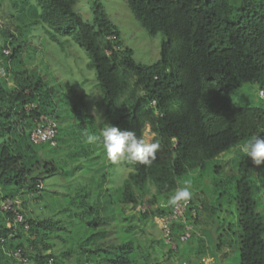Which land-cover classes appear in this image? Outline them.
Wrapping results in <instances>:
<instances>
[{
	"label": "trees",
	"instance_id": "obj_1",
	"mask_svg": "<svg viewBox=\"0 0 264 264\" xmlns=\"http://www.w3.org/2000/svg\"><path fill=\"white\" fill-rule=\"evenodd\" d=\"M78 1L12 3L22 14L27 10L36 18L35 23L48 25L52 30L46 32L60 45V37L69 36L81 46L89 56L87 68L95 71L102 95L98 104L105 106L104 114L111 118L112 126L134 131L144 139L149 125L159 149L149 164L124 158L130 171L119 187L108 188L104 181L99 182L100 177L108 179L105 171L89 180L85 177V182H78L80 187L63 217H31L24 200L18 209L24 221L16 222V213L3 210L2 201L31 195L38 199L43 189L40 183L63 174L55 161L40 153L47 146L56 149L58 144L53 147L30 141L36 117L56 112L53 116L57 120L70 121L73 109L67 107L71 105L65 97L70 93L67 88L63 89L57 79L54 85L48 84L46 73L30 69L23 54L24 42L0 27V67L6 71L5 75L0 73V187L13 190L0 195V256L18 264L8 252L22 248L32 264H150L141 258L143 249L129 236L130 230L119 233V206L135 208L144 200L149 183L168 203L182 175L204 168L207 161L253 135L264 137V100L261 98L260 106H243L231 98L247 84L256 83L264 91V0H126L151 36L165 35L159 59L150 64L135 59L134 49L122 40L121 30L102 2L94 0L93 18L87 21L74 11ZM7 48L10 54L4 52ZM127 92L128 97L118 107ZM82 98V123L77 124L80 131L76 139L80 143L76 150L81 151L74 156L78 160L82 155L91 158L93 153L89 145H81L87 142V124L99 129ZM57 141L61 142L60 133ZM93 156L99 158V154ZM259 172L243 154L236 180L242 230L240 264H264V211L260 210V192L255 186ZM157 195L150 204L156 202ZM171 208L167 204L141 215L162 221ZM197 212L191 198L186 222L195 226ZM184 226L181 221L172 225L174 241L181 242ZM25 231L26 243L22 241ZM51 237L64 246L59 252L54 250L56 242ZM176 250L170 249V253ZM199 264H204V259Z\"/></svg>",
	"mask_w": 264,
	"mask_h": 264
},
{
	"label": "rangeland",
	"instance_id": "obj_2",
	"mask_svg": "<svg viewBox=\"0 0 264 264\" xmlns=\"http://www.w3.org/2000/svg\"><path fill=\"white\" fill-rule=\"evenodd\" d=\"M30 1L36 4V0ZM99 1L104 4L109 16L121 30L122 40L134 49L135 59L145 64L157 61L165 35L159 33L151 36L134 17L126 0ZM93 2L94 0H79L74 11L80 13L84 20L91 21ZM35 20V17L29 16L27 10L23 14L20 13L13 6L12 0H0V27L9 29L24 42L23 54L29 68L46 73V81L50 85H54L57 79L58 83L63 84V89L67 88V92H70L65 97L71 100V105L67 107L69 111L73 109L68 117L72 118L70 121L64 118L58 120L61 142L58 143L56 149L47 146L46 151H40L42 157L55 161L63 170V174L43 182L42 193L41 191L39 193L41 197L38 199L33 195L26 198L17 197L22 202L26 200L29 216L56 219L64 216L70 198L77 192V188L80 187L79 183L85 182V177L89 180L93 174L100 175L101 171H105L108 179L104 180L100 177L99 182L104 181V185L108 188H115L123 183L130 168L124 163V158L118 162L110 160L100 139L92 144L87 142L81 144L82 148L87 145L92 148L91 158L82 155L78 160L74 157L75 152L80 153L81 151L76 150V147L80 145L76 139L80 131L77 124L82 123L81 98L83 97L82 100L88 104V110L94 115L99 128L96 131L87 124L88 135L100 137V133L107 124L112 125L111 118L104 114L105 106L98 104L101 103L102 95L95 83V71L87 68L89 62L87 52L69 36L60 37L63 42V45H60L46 32V29H52L46 24L35 23ZM22 26L28 27L24 29ZM6 80L10 86L13 85L10 76L7 75ZM61 93L64 94L65 90ZM128 95L129 92L120 98L118 107ZM65 97L63 99H66ZM231 98L239 105L260 106L262 99L264 100V91L259 90L256 83L247 84ZM55 113L52 115H56ZM144 140L150 143L157 140L149 125L145 129ZM243 144L207 161L204 168L192 170L179 179V187H183L185 181L191 180V198L198 206L195 229L189 240L179 243L171 242L164 235L160 220L154 219L153 216L143 218L136 207L119 206L122 210L117 221L119 233L124 234L125 230H130L129 236L135 239L143 249L142 259H147L150 264H199L203 259L204 264H240L239 250L242 230L236 200V180L239 162L244 154ZM98 154L99 158L94 159L93 155ZM257 167L260 172L255 176V186L260 192L262 203L260 210L264 211V163ZM97 169L100 171L97 172ZM146 191L144 201L149 203L157 195L156 186L149 183ZM12 192L13 190L0 187L1 197L5 194H12ZM112 193L113 190L110 191L111 196ZM167 204L162 196L157 195L156 202L150 204L149 210L153 211ZM213 207L215 213L212 212ZM2 216L0 212V221H2ZM26 233L25 231L22 239L24 243L28 238ZM51 239L56 242L54 250L59 252L64 246L58 239L54 237ZM218 244L221 245L220 248ZM170 249L177 250L170 253ZM0 264L15 263L7 257L0 256Z\"/></svg>",
	"mask_w": 264,
	"mask_h": 264
},
{
	"label": "clouds",
	"instance_id": "obj_3",
	"mask_svg": "<svg viewBox=\"0 0 264 264\" xmlns=\"http://www.w3.org/2000/svg\"><path fill=\"white\" fill-rule=\"evenodd\" d=\"M153 103H155V101H153ZM101 138L103 149L107 157L113 162H118L122 158H127L131 161L149 164L155 159L156 152L159 149L158 143L146 142L143 138L137 137L134 131L121 130L119 127L109 124H107V126L102 130L101 137L88 135L87 143H95ZM242 151L247 157L251 158L255 165H261L264 163V137H261L260 135L251 136L243 144ZM191 184V180L185 181L184 186L179 187L168 199V204L170 206H177L180 202L186 204L192 196V192L190 190Z\"/></svg>",
	"mask_w": 264,
	"mask_h": 264
},
{
	"label": "built area",
	"instance_id": "obj_4",
	"mask_svg": "<svg viewBox=\"0 0 264 264\" xmlns=\"http://www.w3.org/2000/svg\"><path fill=\"white\" fill-rule=\"evenodd\" d=\"M6 54H10L9 48L5 49ZM1 75H5L6 71L3 67H0ZM35 126L30 130V141L35 145L48 143L51 146H57V135L59 132V123L53 115L41 114L35 119ZM43 183H40L42 187ZM22 201L19 198L11 199L7 198L1 203V208L5 211H13L16 213L15 221L23 222V215L18 212L21 207ZM150 203L142 201L136 206V210L141 213H145L150 208ZM191 206V199L185 204L180 202L177 206H172L171 211L167 213L162 219L161 227L164 235L173 241L172 237V225L175 222L181 221L185 223L184 230L179 235V239L182 242L189 240L193 236L195 226L186 222V213ZM193 215H196L195 211ZM28 228V225H26ZM8 255L17 261L18 264H32L31 259L26 255V251L22 248H18L14 251L8 252ZM51 262V261H50ZM208 264V263H206Z\"/></svg>",
	"mask_w": 264,
	"mask_h": 264
}]
</instances>
